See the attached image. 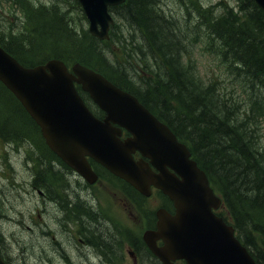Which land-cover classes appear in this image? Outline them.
<instances>
[{
    "label": "trees",
    "instance_id": "trees-1",
    "mask_svg": "<svg viewBox=\"0 0 264 264\" xmlns=\"http://www.w3.org/2000/svg\"><path fill=\"white\" fill-rule=\"evenodd\" d=\"M69 2L58 0L43 6L32 0H14L13 7L21 16L5 32L0 30V45L25 66L50 58L67 64L80 62L137 96L189 147L223 200L219 214L234 226L256 262L264 264V139L254 128L264 118V11L253 0H234L236 6L219 0L218 8L204 9L196 1L201 27L215 40V53L248 96L249 102L244 104L225 99L215 82L205 86L195 77L185 49L186 35L160 0H126L112 8L116 24L109 41L74 25L70 8L74 13L80 11L81 20L86 18L77 0H73L74 8H68ZM119 21L128 27L129 36L117 34L122 29ZM115 39L123 50L117 48L122 59L110 47ZM8 100L24 118L13 122L0 109V139L12 143L31 140L39 150L37 176L44 185L37 178L34 184L49 194L51 186L58 194L65 192L63 178L71 170L47 148L38 126L0 82V103ZM6 108L10 110V106ZM83 211L91 221H84ZM83 211L78 215L82 232L94 236L101 217L92 209ZM105 244L111 242L97 246L106 248ZM3 246L0 231L2 253Z\"/></svg>",
    "mask_w": 264,
    "mask_h": 264
},
{
    "label": "water",
    "instance_id": "water-1",
    "mask_svg": "<svg viewBox=\"0 0 264 264\" xmlns=\"http://www.w3.org/2000/svg\"><path fill=\"white\" fill-rule=\"evenodd\" d=\"M89 20V31L108 39L113 19L108 11L125 0H78ZM264 10V0H254ZM73 73L60 60L26 68L0 47V81L40 126L47 145L90 183L96 180L86 156L148 196L154 185L175 204L174 216L158 212V230L146 240L164 264L184 259L188 264H257L236 238L234 228L214 213L221 199L210 187L206 173L191 159L187 146L136 97L118 88L102 74L75 64ZM75 83L89 92L106 112L94 117L78 94ZM132 137L122 141L121 128ZM140 151L148 162L135 161ZM172 169L175 173L170 171ZM163 239L165 247L154 245ZM0 264H6L0 257Z\"/></svg>",
    "mask_w": 264,
    "mask_h": 264
},
{
    "label": "rangeland",
    "instance_id": "rangeland-1",
    "mask_svg": "<svg viewBox=\"0 0 264 264\" xmlns=\"http://www.w3.org/2000/svg\"><path fill=\"white\" fill-rule=\"evenodd\" d=\"M34 2L49 6L58 2V0H33ZM160 0V4L167 15L171 16L180 31L186 35L185 49L190 59V65L194 68L195 77L207 84L216 83V88L224 95L225 99L238 101V103L247 104L248 96L242 94L243 90L239 82L232 75H229L226 65L221 62L215 52L217 46L211 40L208 32L201 27L202 19L197 14L196 6L199 2L202 9L216 5L218 8L219 0ZM68 8H74L73 0L69 2ZM227 5L233 4V0H223ZM11 2H4L0 5V30L6 31L5 28L10 23H14L16 18L21 14L15 10ZM78 10V9H77ZM72 15L71 19L74 25L88 28L84 19L81 20V14L70 8L68 10ZM74 13V14H73ZM18 16V17H17ZM19 24V23H18ZM119 25L122 29H117V34L122 32L129 36L128 27L121 21ZM20 26V25H19ZM21 27V26H20ZM18 27V28H20ZM123 36V34H122ZM122 38V37H121ZM55 44V41L48 42ZM123 43V42H122ZM122 59L123 51L117 39L110 44ZM120 50H118V49ZM54 53V52H53ZM193 71V70H192ZM255 95V93H254ZM8 103H0V109H5L4 116L10 117L13 122L21 121V116L16 105L8 100ZM10 106V110L6 107ZM7 109V111H6ZM22 122V121H21ZM26 124L30 122L26 119ZM257 134L260 132L264 139V118L254 127ZM28 143H7L0 139V231L4 238V250L8 252V257L12 264H66L61 256L62 250H57V243L60 242L64 251L69 255L71 261L75 264H98L95 259H91L94 252L79 253L77 247L82 245L79 238L72 230L61 227L53 220L52 207L43 202V195L33 186L36 169L31 163L34 158L36 147L31 140ZM65 181V180H64ZM78 188L76 182L69 191ZM118 186V190H119ZM114 185L98 184L94 193L97 197L98 204L103 208L105 214L119 221V224L131 226L132 229L139 232V222H128L123 203H125L120 194L119 198L113 193L120 192ZM47 193L46 190H43ZM84 193L85 199H89L85 189H78ZM116 191V192H115ZM79 196L83 197L82 194ZM91 196V195H90ZM90 200V199H89ZM155 200V201H154ZM158 198L151 199L143 204L145 210H156L159 202ZM134 214H137V220L141 219L139 213L133 208ZM132 219L136 220L132 215ZM116 221V222H117ZM118 223V222H117ZM48 226V227H47ZM121 228V226L119 225ZM49 228V229H48ZM77 228V227H76ZM45 230V231H44ZM50 230V235L47 232ZM86 233V232H83ZM73 234V235H72ZM87 234V233H86ZM82 250V248H81ZM86 261V262H85Z\"/></svg>",
    "mask_w": 264,
    "mask_h": 264
},
{
    "label": "flooded vegetation",
    "instance_id": "flooded-vegetation-1",
    "mask_svg": "<svg viewBox=\"0 0 264 264\" xmlns=\"http://www.w3.org/2000/svg\"><path fill=\"white\" fill-rule=\"evenodd\" d=\"M100 117L103 119L105 115L100 114ZM65 178H67V183L64 185L65 192L59 193V196L55 198H45L46 200L43 199V202L48 203L52 208L58 211V216L65 214V218L68 220V225L69 223L73 225V227H65V229L69 231H73L74 229L73 233L77 235L79 241L82 243L81 246L77 247L79 253H81V251L87 253H91V251L94 252L95 255L91 254L90 258L97 260L98 262L95 263L98 264H163L161 260L153 253L149 244L145 240L146 232L148 230L157 229L158 217L156 212L158 209L153 211L151 209L146 210V208L143 212H138L141 219L139 218V220H137V214H134L132 207L136 208V202H138L141 198L143 199V197L138 192L134 191L130 185L122 182L121 187L124 192H116L113 194L118 198V195L120 194L123 200L125 198L126 201L123 203V206L128 218V222L136 221L137 223V221H143L138 223L140 230L137 232L127 224H119V221L111 218L110 215L103 212V208L97 202L96 195L94 193H90L91 191L95 192L96 185H90L86 183L74 172H69ZM73 182H76L78 188H74V191H69V189L73 186ZM82 188L85 189L90 200L85 199L84 193L78 191V189L82 190ZM79 194H82L83 197L79 196ZM156 194L158 193L154 192L152 198ZM66 200H68V203H64ZM144 200L145 202L149 201L148 199ZM158 202V207H161V200L159 199ZM143 204L145 205V203L140 202V205L143 206ZM84 208L94 210L98 216L101 217V222L99 223V227H97V232L99 234L96 233V235L90 236L89 234L83 233V229H81L78 220L74 221L69 216V213L80 215L79 212L83 211ZM166 209L171 214H174L175 212L174 206L171 203ZM81 215L86 223L91 221L87 217L85 211H83ZM130 215H132L136 220L132 219ZM66 220L62 222L64 225L67 224ZM58 225L64 227V225L61 223H58ZM50 233L51 232L49 230L47 235H50ZM102 241H109L111 244H105L106 248H99L97 245ZM56 243V249L62 250L61 256L64 260H66V264H75L71 261L69 255L64 251L62 244L60 242ZM157 245L162 247L164 243L160 240L157 242ZM175 264L187 263L184 260H177L175 261Z\"/></svg>",
    "mask_w": 264,
    "mask_h": 264
},
{
    "label": "bare ground",
    "instance_id": "bare-ground-1",
    "mask_svg": "<svg viewBox=\"0 0 264 264\" xmlns=\"http://www.w3.org/2000/svg\"><path fill=\"white\" fill-rule=\"evenodd\" d=\"M221 60V59H220ZM139 99V98H138ZM39 178V176H37V181L39 182V183H41V181L38 179ZM42 185H44L43 183H41ZM51 192H50V198H55V197H58L59 196V194L57 193V189H56V187H54V186H51ZM64 203H68V200H66V201H64ZM52 211H53V220L55 219V222L56 223H61L62 225H64L62 222L63 221H65L66 220V218H65V214H63V215H61V216H58L57 215V212L58 211H56L54 208H52ZM64 212V211H63ZM69 216L72 218V220H74V221H76V220H79L78 219V215H76V214H73V213H69ZM66 222H67V224L66 225H64V227H73V225H71L70 223H69V225H68V220H66ZM48 227V226H47ZM49 229V228H48ZM116 236V235H115ZM109 239V238H108ZM107 239V240H108ZM102 247V246H101ZM86 262V261H85Z\"/></svg>",
    "mask_w": 264,
    "mask_h": 264
}]
</instances>
